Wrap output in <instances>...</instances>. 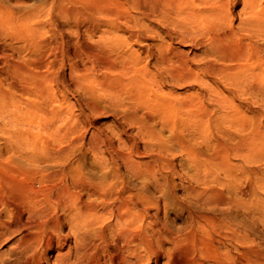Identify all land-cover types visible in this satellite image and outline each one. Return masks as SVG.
<instances>
[{
  "label": "bare ground",
  "instance_id": "1",
  "mask_svg": "<svg viewBox=\"0 0 264 264\" xmlns=\"http://www.w3.org/2000/svg\"><path fill=\"white\" fill-rule=\"evenodd\" d=\"M81 1L84 10L99 7L93 0ZM132 1L141 16L158 18L168 26L161 31L168 43L158 54L141 46L143 56L152 57L158 67L166 68L177 78L198 72L218 77L228 85L231 94L229 99L223 94L208 97L201 93L195 102L178 100V104L156 95L142 97L148 84L153 85L155 80L142 57H133L128 64L114 67L122 74H130L123 81L125 85L130 82V99L138 100L148 109L138 120L144 124L156 120L164 126L171 121V110L178 106L182 111L180 116L174 114L175 120L182 122L183 115L186 119L193 117L194 135L203 136V124L211 116L212 105L221 104L223 111L219 117L230 124L234 121L237 135L217 139L208 147V153L188 147V155L197 170L190 178L197 184L183 185L198 206L189 201L176 203L179 213L185 214L186 227L179 229H174L168 219L161 218L157 201L146 198L144 182L143 186H132L118 165L111 170L101 156H98V167L103 176L113 179L110 183L74 165L67 170L39 168L38 161L30 160L34 158L28 152L21 157L12 156L8 160L14 164L13 168L7 171L4 164L5 171L0 172V264H264V237L258 242L253 236L254 223L259 221L264 225L262 116L258 110L246 106L248 115L234 103V99H241L243 95L264 101V0H244L235 24L231 8L237 0ZM130 37L132 42L147 39V35L139 31H130ZM175 40L203 46L205 53L198 63H193L184 53L176 55ZM111 47L122 50L119 46ZM174 57L179 63L177 66L168 64ZM170 140L181 147L188 144L177 132ZM89 143L93 151L97 150L96 143ZM230 153L242 157L245 163L230 166ZM93 157L95 161L96 155ZM116 157L126 175L139 181L149 180L155 189L163 188V180H167L170 173L146 169L131 152L117 150ZM212 160L225 170L224 175L228 177L225 184L221 181L218 185L210 184L204 179L208 170L206 164ZM164 164L169 168L171 161ZM33 165L38 168L37 176L27 174V169ZM235 166L248 175L243 184L230 180L236 176L235 171L230 170ZM172 183L168 181L169 185ZM174 199L175 196L173 202ZM15 234L18 237L14 240ZM9 240H14V244L2 250ZM227 244H233L234 250L224 248Z\"/></svg>",
  "mask_w": 264,
  "mask_h": 264
},
{
  "label": "rangeland",
  "instance_id": "2",
  "mask_svg": "<svg viewBox=\"0 0 264 264\" xmlns=\"http://www.w3.org/2000/svg\"><path fill=\"white\" fill-rule=\"evenodd\" d=\"M93 1L99 7L91 11L84 10L81 0H0V172L13 168L14 164L9 161L12 156L21 157L28 152L34 158L29 159L37 160L39 168L44 166L55 170L63 167L67 170L74 165L82 172L102 176L110 183L113 179L103 176L98 167V156H101L111 170L118 165L132 186L139 187L144 182L146 198L161 206V218L168 219L174 229L184 228L185 214L179 213L176 203L187 204L189 201V204L198 206L183 185L197 184L190 178L197 170L188 155V147L194 146L208 153V147L217 139L237 135L234 121L230 124L221 120L219 113L223 108L220 104L212 105L211 116L202 123L205 128L203 136L194 135L193 117L186 119L183 115L182 122L175 120L182 111L178 106L171 110L168 124L163 126L156 120L144 124L138 118L148 112L147 107L145 109L141 102L130 99V82L127 85L123 82L130 74H122L115 67L128 64L133 57H142L155 80L153 85L148 84L142 97L156 95L169 103L178 104V100L195 102L201 93L208 97L223 94L230 99L228 85L208 73L198 72L197 75L177 78L166 68L158 67L152 57L143 56L140 48L148 47L158 54L159 49L168 43L167 37L161 33L162 28L168 29V26L158 18L141 16L132 0ZM243 2L237 0L231 8L234 24L238 22L237 11ZM130 31L143 32L147 39L132 42ZM27 32L31 35L26 36ZM33 34L36 36L31 37ZM111 46L127 49L122 52ZM173 46L176 55L184 53L193 63H198L205 53L203 46H194L188 41L180 43L175 40ZM168 64L177 66L179 63L174 57ZM251 98L243 95L241 99H234V103L248 115L250 112L246 106L258 110L262 116L260 128L264 129V101L258 97L253 103ZM175 132L188 144L181 147L172 143L170 138ZM89 141L96 143L97 150H92ZM63 149L66 150L61 152ZM117 150L138 156L146 169L163 174L170 172L167 180H163V188L155 189L149 180L139 181L126 175L123 164L116 157ZM229 155L230 166L245 163L242 157L233 153ZM166 161H171L169 168L164 164ZM37 167L31 166L27 174L37 176ZM206 167L204 179L210 184L227 182L223 167L213 160ZM230 170L236 174L230 177L232 182L243 184L248 180L247 173L236 166ZM168 181L173 183L169 185ZM254 231L253 236L259 242L264 237V225L256 221ZM17 237L15 234L12 239ZM14 240H9L2 250H7ZM224 248L234 250L233 244Z\"/></svg>",
  "mask_w": 264,
  "mask_h": 264
}]
</instances>
